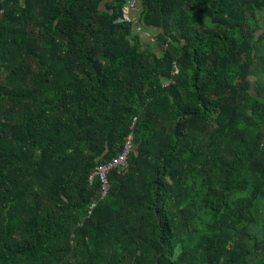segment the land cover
<instances>
[{
  "label": "trees",
  "instance_id": "1",
  "mask_svg": "<svg viewBox=\"0 0 264 264\" xmlns=\"http://www.w3.org/2000/svg\"><path fill=\"white\" fill-rule=\"evenodd\" d=\"M138 2L0 0V264H264V0Z\"/></svg>",
  "mask_w": 264,
  "mask_h": 264
},
{
  "label": "built area",
  "instance_id": "2",
  "mask_svg": "<svg viewBox=\"0 0 264 264\" xmlns=\"http://www.w3.org/2000/svg\"><path fill=\"white\" fill-rule=\"evenodd\" d=\"M137 0H126L125 6H124V15L123 20L126 22H129L132 24L133 29L141 36L145 30L144 26L138 22V16L137 18H132L129 14L132 10H134L136 6ZM121 19V20H122ZM154 35H148V40H153ZM134 151V146L132 143V136L128 135L126 138V141L124 143V146L121 150V152L112 160L107 161L105 163L97 164L91 174L88 177L89 184H92V182L97 179L100 183V192L98 199L94 200L89 207L86 210V217H89L93 211V209L96 207V205L105 198L109 191V182H108V174L111 170H116L119 173L123 172L127 169V163H128V157L130 152ZM80 226L82 223L79 224Z\"/></svg>",
  "mask_w": 264,
  "mask_h": 264
},
{
  "label": "rangeland",
  "instance_id": "3",
  "mask_svg": "<svg viewBox=\"0 0 264 264\" xmlns=\"http://www.w3.org/2000/svg\"><path fill=\"white\" fill-rule=\"evenodd\" d=\"M138 7H140V6H138ZM138 9V8H137ZM138 12V11H137ZM146 30V29H145ZM155 35V37H156V34H157V31H155V30H146V31H144L143 32V34L140 36L141 37V41H142V44H147V42H149V40H148V35ZM157 48V47H156ZM158 49V48H157ZM263 221H264V218H263Z\"/></svg>",
  "mask_w": 264,
  "mask_h": 264
},
{
  "label": "crops",
  "instance_id": "4",
  "mask_svg": "<svg viewBox=\"0 0 264 264\" xmlns=\"http://www.w3.org/2000/svg\"><path fill=\"white\" fill-rule=\"evenodd\" d=\"M139 6V2L137 3V5L135 6V8H134V10H132L131 12H130V16L132 17V18H137V16L139 17V13H140V7H138ZM138 8V9H137ZM138 11V12H137ZM2 18V11L0 10V19Z\"/></svg>",
  "mask_w": 264,
  "mask_h": 264
}]
</instances>
